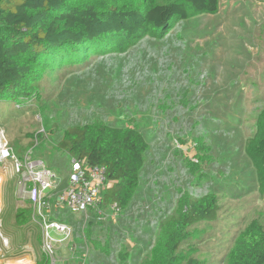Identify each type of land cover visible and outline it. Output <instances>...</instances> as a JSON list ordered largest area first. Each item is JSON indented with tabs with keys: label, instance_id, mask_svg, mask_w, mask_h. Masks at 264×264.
<instances>
[{
	"label": "rangeland",
	"instance_id": "obj_1",
	"mask_svg": "<svg viewBox=\"0 0 264 264\" xmlns=\"http://www.w3.org/2000/svg\"><path fill=\"white\" fill-rule=\"evenodd\" d=\"M44 78L39 97L28 106L0 105V152L7 144L18 159L31 153L68 182L71 158L58 149L68 128L133 124L149 151L125 212L114 215L105 207L74 214L62 208L55 218L68 224L72 235L55 243L33 218L15 223L20 211L31 208L30 195L20 187L14 159L0 155V264H39L44 252L51 264H119L120 251L129 253L128 264H142L180 189L195 198L215 192L220 209L216 221L195 227L179 264L190 258L226 264L250 222H264V198L244 151L264 111V0H221L217 15L180 22L161 41L145 39L125 54H91L82 65ZM200 135L213 156L203 167L210 178L196 185L188 161L196 159L193 139ZM88 229L94 240L109 244L110 257L88 242ZM50 235L64 238L55 230Z\"/></svg>",
	"mask_w": 264,
	"mask_h": 264
},
{
	"label": "trees",
	"instance_id": "obj_2",
	"mask_svg": "<svg viewBox=\"0 0 264 264\" xmlns=\"http://www.w3.org/2000/svg\"><path fill=\"white\" fill-rule=\"evenodd\" d=\"M220 1L0 0V105L28 106L39 95L46 73L82 65L91 54H125L145 39L161 41L180 22L217 15ZM256 123L244 151L264 198V111ZM193 141L197 156L196 161H188V170L197 185L210 178L203 167L211 160L213 148L201 135ZM58 149L90 166L106 167L112 186L105 190L99 208L116 205L120 212L129 208L149 151V143L137 127H112L102 122L71 127L64 132ZM178 193L173 213L161 222L154 246L142 264H179L183 246L194 240L195 227L217 220L219 194L195 198L182 189ZM26 202L31 208L16 215L18 225L33 218V206ZM89 212L94 214L93 209ZM54 213L59 211L52 212L51 221L65 223ZM91 232L86 231L88 242L110 257L109 244L94 240ZM128 254L120 251L119 264H128ZM39 264H51L48 254H42ZM186 264L202 263L190 258ZM226 264H264V222H250L231 248Z\"/></svg>",
	"mask_w": 264,
	"mask_h": 264
},
{
	"label": "built area",
	"instance_id": "obj_3",
	"mask_svg": "<svg viewBox=\"0 0 264 264\" xmlns=\"http://www.w3.org/2000/svg\"><path fill=\"white\" fill-rule=\"evenodd\" d=\"M7 146L6 144L0 155L3 159H14L16 174L20 176V187L30 195L28 201L34 209L33 219L41 224L47 240L51 243L66 241L72 235V229L68 224L49 219L53 211L60 212L62 208H67L74 214H87L90 209H100L105 190L112 186V182L108 180L106 167L90 166L85 160L71 158L72 176L68 187L53 196L59 187L58 175L46 168L44 163L35 159L31 153H27L24 159L16 158L12 149ZM111 209L114 215L120 214L116 205L111 206ZM50 230H55L64 238L55 241L50 235Z\"/></svg>",
	"mask_w": 264,
	"mask_h": 264
},
{
	"label": "crops",
	"instance_id": "obj_4",
	"mask_svg": "<svg viewBox=\"0 0 264 264\" xmlns=\"http://www.w3.org/2000/svg\"><path fill=\"white\" fill-rule=\"evenodd\" d=\"M68 182H69V179H68ZM68 182H67V178H64V179L62 178V182L59 179V187L57 189V192L54 193L53 196H56V194H58L59 192L66 190V188L68 187Z\"/></svg>",
	"mask_w": 264,
	"mask_h": 264
},
{
	"label": "bare ground",
	"instance_id": "obj_5",
	"mask_svg": "<svg viewBox=\"0 0 264 264\" xmlns=\"http://www.w3.org/2000/svg\"><path fill=\"white\" fill-rule=\"evenodd\" d=\"M3 181H4V178L0 174V187H1V184ZM0 203H1V198H0ZM9 264H28V263L25 260H20V261H16V262H10Z\"/></svg>",
	"mask_w": 264,
	"mask_h": 264
}]
</instances>
